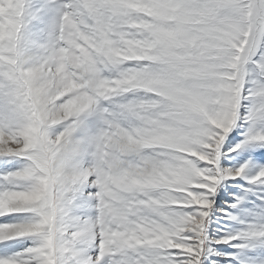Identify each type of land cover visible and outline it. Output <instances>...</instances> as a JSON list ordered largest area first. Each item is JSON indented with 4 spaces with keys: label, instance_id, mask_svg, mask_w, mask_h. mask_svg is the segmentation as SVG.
I'll use <instances>...</instances> for the list:
<instances>
[{
    "label": "rangeland",
    "instance_id": "374dc122",
    "mask_svg": "<svg viewBox=\"0 0 264 264\" xmlns=\"http://www.w3.org/2000/svg\"><path fill=\"white\" fill-rule=\"evenodd\" d=\"M194 6L200 7L194 11ZM156 43L173 46L168 55L174 65L194 68L196 85L187 90L191 104L182 111H192L194 122L203 121V113L208 135L193 157L178 154L184 160L175 164H190L196 190L189 204H175L169 216L179 226L166 238V248L154 250L159 234L153 225L159 221L148 211L163 209L165 188L154 186L159 195L143 197L144 208L137 207L142 218H135L134 199L123 203L126 210H116L109 194L125 189L115 168L128 169L136 181L145 176L154 182L138 164L120 168L124 148L116 151L113 163L105 160L95 168L85 156L79 160L69 140L84 136L82 122L102 128L115 116L112 98L120 93L144 92L136 102L147 106L153 105L150 98L163 99L154 86L131 83L134 72L148 68L147 61L156 56ZM263 47L264 0H0V79L12 77L17 83L7 92L14 95V105L27 109L37 142L29 143L21 126L8 127L0 104V192L32 193L14 174L35 160L41 167L52 162L60 191L53 195L43 173L50 197L45 209L25 219L29 213L22 203L0 214V231L11 236L0 239V264H137L141 258L139 264H161L162 259L164 264H264V118L254 117L263 93ZM163 75L152 76V82ZM144 143V155L151 156L150 142ZM139 152H130L132 162ZM241 168L244 173L227 174ZM118 220L127 227L116 226ZM88 228L96 235L84 247L79 242ZM54 235L62 240L60 253L51 244ZM43 238L50 245L42 246ZM149 253L156 255L150 260Z\"/></svg>",
    "mask_w": 264,
    "mask_h": 264
},
{
    "label": "bare ground",
    "instance_id": "6f19581e",
    "mask_svg": "<svg viewBox=\"0 0 264 264\" xmlns=\"http://www.w3.org/2000/svg\"><path fill=\"white\" fill-rule=\"evenodd\" d=\"M199 7L194 6V11H196ZM244 46L245 41L242 43L240 51L243 49ZM152 47H154L156 56L147 61L150 62L148 64V68L138 69L136 72H134V78L131 83L133 85L144 84L146 86H154V88L158 92L164 95L163 99L161 98V100H159L158 97L153 96L154 98H150V103L154 106H147L145 104L136 102L139 98H141L142 95H145L144 92H136L134 94L120 93L118 94V96H116V98H112V100L114 101L113 113L115 114L116 112L115 116H117L115 117L113 115H110L111 119L109 121H112V123L108 124L109 121H106L104 122V126L102 128H96L95 130V128H90V125L88 123L82 122L81 131L84 136L80 138L79 136L74 135L69 141H71L72 146H74L75 149L77 148L79 153V160L81 161L85 156V158H87L92 162V164H94L95 168H102L105 160H108L113 163V160H116V151L118 152L120 148H124L123 154L125 156V159H122L123 161L120 165V168L127 169L128 164H138L141 169L146 171V177L150 181L154 182L153 184L151 182H147L145 176L143 177V181H136V179L132 178L131 174L128 173V169L125 172H121L117 168H115L116 171L120 172L118 173V184L122 185L125 189L124 193L121 189V192L119 193L111 192L109 194L111 200H113L112 206L116 210H126V205H124L123 203H128L131 199L137 200L136 209L138 210L137 207H139V205H142L143 202H145L143 197H145L146 199H151L155 196L157 197L159 195V191H157V189H159V187L165 188L166 202L164 203L167 204H165L166 207L165 205H162L163 207H161L163 209H161L160 207L154 206L153 211L147 210L148 212L153 214L155 218L154 220L159 221L153 225V230H155L159 234V236H157L156 234L158 240L157 238H155L158 241V246L155 245L156 247L153 248L154 243L151 246L154 250H157V247H159V245L163 247L165 246L166 248V245L168 243L166 242V238H168L169 240L168 235L174 233V231L177 230V226H179L178 221L170 217L169 213L172 209L173 211H175V209L177 208L175 206L176 203L189 204V200L192 197L191 194L193 193L192 191L196 190L194 188L195 185H193V183L196 182V178L190 169V164L188 162H182V164H179L178 166L175 164V162L178 161L176 159L181 158L178 156V154H183L187 156V159H189L188 157H193L192 155H194V152L197 151L198 148L206 142L208 133L206 130L207 125L203 124V122H205L206 120V116H204L203 113V121L194 122L195 118L193 116H190L192 111L191 113L189 112V114H184L185 112L182 111L186 109L188 110L191 104V99L189 97L190 95L188 94L187 90L196 85V76L194 74V68H192L190 65H187L186 63H183L179 66L177 64L174 65L172 57L168 55V50L172 49L173 47L171 46V44L159 45V43H156L152 45ZM262 53L264 54V47L262 49ZM147 58L148 55L144 54V59L146 60ZM129 72L131 71L129 70ZM155 74L164 75L159 82L157 81L156 83H154L152 82V80L154 79L151 77L156 76ZM10 78L11 79L8 81L7 78L3 80L0 79V82L2 83L0 84V104L5 106L4 115L7 119V122H9L7 123L8 127H10L11 124L17 125L18 127L21 126L23 133L25 135H28L27 138L29 140V143L36 145V128L33 122L29 119L30 114L28 113L25 107H18L14 105V95L7 92L6 88L8 85H12L15 87L17 86V83L14 81V79L12 77ZM262 90L263 93L259 94L261 96L257 100L259 110L258 112L254 113V117L257 114H260L262 115V118H264V83L262 84L261 91ZM222 107L223 105L219 107V109L221 110L220 115L224 117L226 116V113L224 111V107ZM116 109L117 111L114 112V110ZM118 110H121L122 116L117 115ZM121 112L119 111L120 114ZM190 117H193L194 121L191 120ZM95 118H99V116L95 115ZM115 121L121 122L119 123L120 125L123 123L124 125L122 126H127L125 128H129L130 130L127 129L128 132H126V130H122L123 128L118 127L116 124L117 122ZM257 121L261 123V119L259 116ZM262 121L264 122V120ZM3 127H5V124L3 125ZM188 134H196L195 139L191 140L192 135L188 136ZM187 136L191 139H188ZM144 142H150L148 148L150 147L149 149L153 152L151 156L146 157V155H144V153L146 152L145 150H143L144 147H146V144ZM127 147L132 148H130V150ZM131 151H140L139 155L137 154L136 156L137 160H133V162L130 155ZM37 156L38 158H41L42 162V155L39 154ZM173 157L175 160L173 159ZM181 159H183V157ZM39 161L35 160V162L31 163H29V161H26L22 167V169H24L20 173L14 174V180H20L23 183V186L32 188V193L25 194L24 192H19L18 189L17 191L14 190L8 194L1 191L0 214L11 213L16 208L22 207V203H25V209L29 213V216H26L25 219L33 217L32 212L34 210L45 209L50 201V197L47 191L48 181L46 180V176L43 173L47 174V177H49V181L52 184V188H54L53 195L56 197L57 193H60L59 188L57 187L58 178L56 177L54 165L51 162L49 166L44 165L41 167L39 166ZM92 164L90 163V165ZM4 165L1 166L4 168ZM258 165L260 164L258 163ZM174 170H177V172H175ZM243 171L244 170L241 168V170L238 172L227 171V174L237 175ZM128 177L132 184L129 183ZM246 178L248 179L250 177L247 176ZM167 180L168 182L170 181V184L166 182ZM149 183L152 185L148 187V185H150ZM157 185L160 186L157 187V189L154 188V186ZM38 190H42L44 192L43 197H41L40 192ZM119 197L122 199V202L120 200L118 202L114 201L116 198L118 199ZM99 201L101 203H107V201L105 199L102 200L101 197L99 198ZM106 209L107 207L105 208V210L103 209L102 211L105 212ZM183 209L184 211L188 210V212L190 210L188 206H184ZM114 216L115 211L113 215H110V217L113 219ZM142 217H144L143 212L141 211V209H139L135 215V218L139 219ZM108 219L110 220V218ZM118 225H120L121 227L126 226L127 222L118 220L116 226ZM89 226L91 227V225ZM1 233L0 236H2V238L0 239L4 241L6 239L8 240V238L11 237L10 235L5 234L6 232ZM56 235L53 236L51 244L53 243L55 248L60 253L62 252V240ZM82 235L85 237L79 242V244H83V246L85 247L90 244L91 240L96 235V233L92 230H89L88 228V232H84L82 233ZM146 236H149V234ZM40 242L41 245L44 247L50 245L49 241L44 238L41 239ZM104 242H106V239H104ZM143 251L145 252V250ZM163 253L164 252L162 251L161 255H163ZM153 254L149 253L150 260L152 259ZM135 255L140 257V253H136ZM120 260L124 262L128 261V259L124 256L120 257ZM142 261L143 259L141 258L140 262ZM145 262H143V264ZM145 264H147V262ZM158 264H160L159 261ZM161 264H164L163 259Z\"/></svg>",
    "mask_w": 264,
    "mask_h": 264
}]
</instances>
